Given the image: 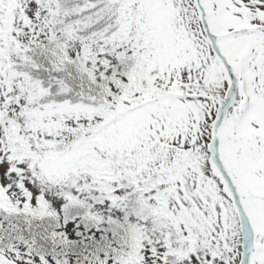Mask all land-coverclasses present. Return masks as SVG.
<instances>
[{
  "label": "snow or ice",
  "instance_id": "snow-or-ice-1",
  "mask_svg": "<svg viewBox=\"0 0 264 264\" xmlns=\"http://www.w3.org/2000/svg\"><path fill=\"white\" fill-rule=\"evenodd\" d=\"M0 264H264V0H0Z\"/></svg>",
  "mask_w": 264,
  "mask_h": 264
}]
</instances>
